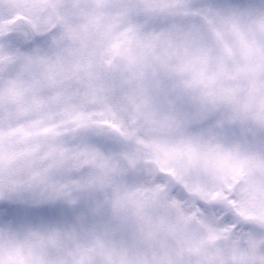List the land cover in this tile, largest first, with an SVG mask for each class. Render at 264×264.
Here are the masks:
<instances>
[{
	"label": "snow or ice",
	"instance_id": "snow-or-ice-1",
	"mask_svg": "<svg viewBox=\"0 0 264 264\" xmlns=\"http://www.w3.org/2000/svg\"><path fill=\"white\" fill-rule=\"evenodd\" d=\"M0 264H264V0H0Z\"/></svg>",
	"mask_w": 264,
	"mask_h": 264
}]
</instances>
